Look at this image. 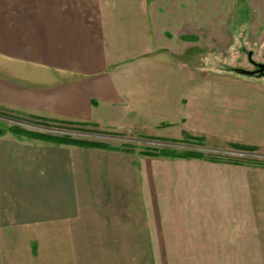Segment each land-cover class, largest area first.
Instances as JSON below:
<instances>
[{"label":"crops","instance_id":"0c3cea01","mask_svg":"<svg viewBox=\"0 0 264 264\" xmlns=\"http://www.w3.org/2000/svg\"><path fill=\"white\" fill-rule=\"evenodd\" d=\"M149 13L0 0V108L264 149V89L151 53ZM218 263L264 264V166L0 135V264Z\"/></svg>","mask_w":264,"mask_h":264},{"label":"rangeland","instance_id":"374dc122","mask_svg":"<svg viewBox=\"0 0 264 264\" xmlns=\"http://www.w3.org/2000/svg\"><path fill=\"white\" fill-rule=\"evenodd\" d=\"M149 12L151 53L185 64L196 78L218 79L264 89V72H255L257 64H264V0H149ZM0 125L4 133L9 132L6 128L16 126L49 137L20 135L43 141L66 138L103 145L99 147L139 152L148 148L212 154L219 151L215 154L228 153L231 157L245 154L264 162L262 148L233 151L225 146L227 141L209 138L204 144L197 145L184 139L185 132L179 135L180 130L175 127L104 129L93 123L17 114L1 108Z\"/></svg>","mask_w":264,"mask_h":264},{"label":"trees","instance_id":"16d2710c","mask_svg":"<svg viewBox=\"0 0 264 264\" xmlns=\"http://www.w3.org/2000/svg\"><path fill=\"white\" fill-rule=\"evenodd\" d=\"M1 126V125H0ZM4 128H0V135L4 133ZM7 131L15 134V135H27L31 137H39V138H46L44 134H37L35 132L26 131L23 129H20L16 126H11L9 128H6ZM47 137L46 139H48ZM184 139L190 141L193 144L202 145L205 143L206 137L201 135H193L190 133L185 132ZM50 140L57 142V143H69V144H76L81 146H99L100 144L95 143H89V142H78V141H72L70 139L66 138H50ZM167 141V139H162ZM175 141V140H174ZM103 146V145H100ZM226 147L231 148L233 151H239V152H245V151H252L256 150L257 147L253 145L243 144L239 142H226ZM214 153H203L200 151H191V150H177L172 148H160V149H144L142 150L143 154L149 155V156H159V157H166V158H186V159H204L208 161H215V162H227V163H233V164H245V165H259L264 166L263 160L260 161L251 158L250 156H241L240 157H231L228 153H219L213 151ZM233 156V155H232ZM239 156V155H238Z\"/></svg>","mask_w":264,"mask_h":264},{"label":"water","instance_id":"95a60500","mask_svg":"<svg viewBox=\"0 0 264 264\" xmlns=\"http://www.w3.org/2000/svg\"><path fill=\"white\" fill-rule=\"evenodd\" d=\"M255 72H257V73L264 72V64H262V63L257 64V69L255 70ZM255 72H248V73L253 74Z\"/></svg>","mask_w":264,"mask_h":264},{"label":"built area","instance_id":"2783aa9c","mask_svg":"<svg viewBox=\"0 0 264 264\" xmlns=\"http://www.w3.org/2000/svg\"><path fill=\"white\" fill-rule=\"evenodd\" d=\"M241 156H245V154H240Z\"/></svg>","mask_w":264,"mask_h":264}]
</instances>
